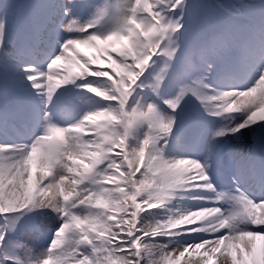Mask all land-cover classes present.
Wrapping results in <instances>:
<instances>
[{
  "label": "snow or ice",
  "instance_id": "snow-or-ice-1",
  "mask_svg": "<svg viewBox=\"0 0 264 264\" xmlns=\"http://www.w3.org/2000/svg\"><path fill=\"white\" fill-rule=\"evenodd\" d=\"M78 4L85 0L0 5V70L8 84L26 81L44 109L68 85L106 102L68 127L52 123L45 110L44 132L31 145H0V264H181L186 255L199 257L194 264H264V244L257 245L264 241V199H252L239 187L235 195L216 192L208 174L211 155L198 162L164 153L173 114L187 97L208 117L229 122L213 140L264 127V0H108L86 5L97 11L85 24L71 17ZM56 7L67 18L58 29L73 35L57 41L59 51L46 56L44 65L37 59L39 33ZM105 24L103 31H91ZM11 33L22 35L17 62L7 47ZM80 45L99 55H80ZM60 65L68 67L52 71ZM216 75L218 88L210 86ZM90 77L104 83L77 85ZM234 114L243 119L233 126ZM140 128L142 138L135 135ZM231 162L238 173L234 182L246 176L264 194V139ZM33 163L40 173L35 179ZM194 190L215 193L211 206L170 207ZM222 201L229 210L217 206ZM153 209L163 210V219L145 223L144 213ZM28 212L55 214L60 221L38 254L11 236ZM184 236L198 238L182 242Z\"/></svg>",
  "mask_w": 264,
  "mask_h": 264
},
{
  "label": "rangeland",
  "instance_id": "rangeland-1",
  "mask_svg": "<svg viewBox=\"0 0 264 264\" xmlns=\"http://www.w3.org/2000/svg\"><path fill=\"white\" fill-rule=\"evenodd\" d=\"M103 0H85V4H78L76 6H73L71 9V17L73 19H77L79 20V22L81 24H85L89 21H91L93 19L94 13L95 11H97L96 8L94 7H88L86 5H97L100 6ZM222 3L224 4H234V3H239L240 0H220ZM21 4H23L26 8L30 7L32 3L35 2V0H19L17 1ZM127 0H116L115 4L119 3V4H123L126 3ZM147 3L151 4L152 0H146ZM54 3L57 4H66L67 0H54ZM58 10L62 12V10L58 7ZM63 23H67V19L61 20ZM50 26L48 24H46L45 26V33H47V30ZM107 25L105 24L103 27L98 26V28L94 29L93 31H103L104 28H106ZM62 30V29H61ZM73 34H69V33H65L62 32L61 36H58V38L49 35L44 36V39L47 38V40H44V44L46 43L47 45V51L45 53L46 56H49V54H51L53 52V50H55L56 52L59 51V44L57 43V41L62 42L63 40H66L68 38H70V36H72ZM13 39V41H11ZM22 40V35L20 33H11L9 35L8 38V43H7V47L8 50L13 54V61L17 62L15 53L16 50L18 49V47L20 46ZM124 44H127V41L123 42ZM43 44V45H44ZM45 46V45H44ZM100 48L105 47V45H99ZM117 47H120V45H117ZM77 52L84 56V57H91V56H97L99 55V52L96 48L91 47L90 45H80L77 47ZM43 53V52H42ZM40 61H44V65H46L47 60L45 59V57H40L37 58ZM44 65H38L43 67ZM162 66L160 61L156 62V70L159 69V67ZM68 67V65H60L59 67L54 68L52 71L53 72H63L66 68ZM150 72V73H149ZM149 76H147V81L151 82V75L153 74V70H149ZM148 75V74H147ZM92 79L90 77V80L88 78V80L86 82L83 83H91V84H95L94 82H92ZM6 82L7 87H6V91L8 90L9 92H11L8 97L7 100H9V98L13 97L16 98L18 101V106H11L10 109H7L6 107H4L3 105H1L0 103V128L3 129L4 131H6V133L8 135H11V131H10V127L8 125H6L7 123H2V121H8L7 119H9V121H15L17 119H19L20 115H22L24 110L26 111L27 109H35L36 113H39L38 111L41 109V114L43 116V112L45 111L44 108H40L41 104H40V100L36 97L35 93L33 92V90L31 89V86L26 82L23 81V83H17V84H8L7 81L5 80L4 77V72L3 70H0V87H1V83ZM99 82V81H98ZM97 82V84L95 85H99L100 83H104L103 81H100L99 83ZM4 87V88H5ZM216 87L218 88V84L216 83ZM68 88V89H67ZM75 88L74 85H68L65 86L64 88H61L60 90H58L57 94H61L65 97V93L67 91H69L70 89ZM84 91V90H83ZM164 94L166 95H170L171 93L169 92V90L167 88L163 89ZM85 94H87L86 91H84ZM56 94V95H57ZM89 96V95H88ZM95 97V96H94ZM97 97H95L96 99ZM98 100H96V103H98L99 105H106V102L100 100L99 98H97ZM56 98L54 96L53 101H55ZM186 106V107H184ZM39 107V108H38ZM183 108H192V111L194 110H198L199 106H196V102L194 100V98L192 97H187L185 99V101L183 102L182 106ZM202 109V108H201ZM29 111V110H28ZM203 112V110H202ZM243 119V117L240 114H236L233 118V120L231 121L232 125L234 126L235 124L239 123L241 120ZM176 122V121H175ZM229 122L224 120L223 118L218 119L217 121H210L209 123H206L207 127L211 128V132L212 134L219 130L220 128L224 127L226 124H228ZM70 125H67V127ZM189 124L188 125H182L180 128H178L176 131H172V133H170V135L167 137V147L164 148V153L166 158H190V159H194L193 157H191L190 153L187 152V148L184 147L183 144V137H186L189 131ZM182 129V130H181ZM185 129V130H184ZM142 130V128L138 129L135 133V135L139 138L143 137V133L139 135L138 132H140ZM262 132L264 135V127H261L260 125H256L253 126L251 129H245L243 130V132L241 134H237L236 136H226V137H221V138H217L216 140H213L212 135L210 137H208L206 139V141L203 143V151L201 153L200 158H198V162H202L200 161L201 157L203 158H207L208 156H212V161H214L215 159V154H214V150L216 145H220L223 143L224 139H227L229 141L230 144H233L232 149L230 148V153L232 154V156H241L246 154L249 146L252 144V134L254 132ZM44 132V131H43ZM43 132H41L40 134H32L31 132H27L24 134H22V137L17 136L16 138L13 137L12 139H5L4 141H2L0 143V145H15V144H28L31 145V143L36 139V137L40 136L43 134ZM175 141H177L178 143H176ZM134 142V141H133ZM161 144H164V141H161ZM185 148V149H184ZM183 149V150H181ZM211 164V170L213 173V178L214 179H218L220 173H219V169L216 168L214 164ZM210 169V168H209ZM209 171V170H208ZM238 175V173H237ZM244 179V182H242V180ZM239 181L241 182L242 187L244 188V190L246 191V193L248 194V196L252 199H264V194H262L258 188V186L253 182V185L249 184V178L246 176H241L239 178ZM216 192L217 191V185L223 186L224 183L221 179H219L216 184L213 183ZM67 187V185H66ZM222 191V194H224L225 196H230V195H234V191L229 189L227 190L226 188H224ZM186 197L183 200H175L172 202V204L170 205V207L172 208H176L179 207L182 211L183 210H196L198 208H202V207H207V206H211L209 204V201L214 200L215 199V193H208V192H204V191H192L190 193L185 194ZM191 197H204V199H192ZM218 207L223 208L225 211L229 210L231 205L229 204V202L227 201H222L221 203H219L217 205ZM163 212V210H161ZM50 217H48L47 219H43L44 224L42 225V230L40 233H34V234H28L29 237H27V241L26 244L28 245V247L34 249L35 253H40L42 252L44 249H46L51 240L53 239V234L56 231V229L59 227V221L58 218L56 217V219L53 218V214H49ZM149 214L144 215V218L146 216H148ZM22 219V217L20 218ZM28 220H32L31 218H28ZM198 237L192 236H184L181 238L182 242H192L193 240H196ZM160 242L162 243H167L166 240H161ZM264 244V241H257V245L259 247V245ZM55 251V250H54ZM178 255V254H177ZM199 257L197 256H185L183 258V260L181 261V264H194V262L198 259Z\"/></svg>",
  "mask_w": 264,
  "mask_h": 264
},
{
  "label": "trees",
  "instance_id": "trees-1",
  "mask_svg": "<svg viewBox=\"0 0 264 264\" xmlns=\"http://www.w3.org/2000/svg\"><path fill=\"white\" fill-rule=\"evenodd\" d=\"M164 216V213L161 211V209H153L148 216L144 218L145 223H155L156 220H162Z\"/></svg>",
  "mask_w": 264,
  "mask_h": 264
},
{
  "label": "bare ground",
  "instance_id": "bare-ground-1",
  "mask_svg": "<svg viewBox=\"0 0 264 264\" xmlns=\"http://www.w3.org/2000/svg\"><path fill=\"white\" fill-rule=\"evenodd\" d=\"M202 135V132L200 130H196L194 133L191 134L189 141H190V145L192 147L195 146V144L198 141V138ZM260 246V245H259ZM199 259V258H198Z\"/></svg>",
  "mask_w": 264,
  "mask_h": 264
}]
</instances>
